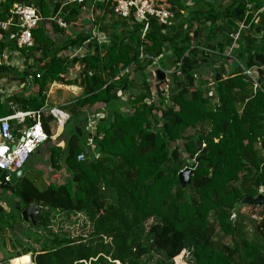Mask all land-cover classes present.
<instances>
[{"label":"trees","instance_id":"obj_1","mask_svg":"<svg viewBox=\"0 0 264 264\" xmlns=\"http://www.w3.org/2000/svg\"><path fill=\"white\" fill-rule=\"evenodd\" d=\"M153 1L174 18L167 25L148 17L144 34L140 21L96 3L92 23L102 33L105 19L114 27L107 42L79 25V4L65 8L62 28L47 22L56 13L52 0L0 2L1 19L14 2L33 4L41 16L32 46L18 48L0 31V55L9 47L23 65L19 71L0 62V75L15 74L18 83L0 86V117L15 109L39 111L53 82L82 89L61 106L69 117L57 142L51 139L55 117H39L48 136L44 159L65 179L39 186L24 174L15 186H5L14 190L20 210L16 202L8 210L0 206V232L19 230L20 249L0 263L30 253L32 264H174L188 249V264H264V205L244 204L247 215L240 208L233 214L242 198L264 196V0H217L220 10L204 11ZM240 22L246 29L226 55ZM78 47L82 55H63ZM204 66L213 87L200 76ZM253 68L258 89L245 73ZM156 69L168 70L164 80L156 79ZM92 110L104 112L93 132L87 130ZM24 120L34 122L31 116ZM186 167L192 171L182 185L178 173ZM30 205L38 206L35 223L21 217ZM59 212L82 214L91 226L88 239L54 231ZM255 212L262 214L258 221ZM24 222L29 227L18 229Z\"/></svg>","mask_w":264,"mask_h":264},{"label":"built area","instance_id":"obj_2","mask_svg":"<svg viewBox=\"0 0 264 264\" xmlns=\"http://www.w3.org/2000/svg\"><path fill=\"white\" fill-rule=\"evenodd\" d=\"M53 5L56 7V13L47 18L50 22L56 23L58 26L65 28L67 26L64 20L65 8L71 4H79L85 6L89 10L90 16L93 14V6L96 3H105L109 5L112 12L124 20L135 18L143 23L142 33L148 28V17H154L163 24H171L173 20L172 12L165 7H158L153 0H52ZM250 4H247V8ZM41 16L37 8L33 4L15 3L9 9V15L6 19L0 18V31H7L8 37L15 45L20 47H29L33 44V29L38 26ZM246 26L243 22L238 25V30L231 33L233 41L230 47L227 48L226 55L229 54L231 49L235 47L240 30L245 29ZM84 52L83 47L75 48L74 50L68 49L63 52V55L72 58L76 55H82ZM156 62V60H154ZM125 69L124 72H127ZM166 75L168 70H163ZM245 73L253 78L254 89L259 86L256 79L252 76L253 71L246 70ZM40 114L44 116L51 115L55 117L57 124L62 125L68 118V115L59 107H42L39 111L34 112H20L0 118V170L8 172H15L22 169L27 162L30 155L47 140V134L40 123ZM26 116L33 117L34 122L25 125L17 130L20 137L17 138L13 132L10 120L15 119L17 123L24 121ZM78 160H84V153L77 155ZM8 182V177H6Z\"/></svg>","mask_w":264,"mask_h":264},{"label":"crops","instance_id":"obj_3","mask_svg":"<svg viewBox=\"0 0 264 264\" xmlns=\"http://www.w3.org/2000/svg\"><path fill=\"white\" fill-rule=\"evenodd\" d=\"M227 0L223 1V3H226ZM0 2H3V0H0ZM171 4L173 3L175 8L178 7V6H181V7H178L179 9L183 8V6L187 7L188 10L189 9H193V10H200V11H204V10H208V9H211L212 7L213 8H217V0H170ZM1 4V3H0ZM217 9H220V8H217ZM186 10L187 9H183V13L185 14L186 13ZM80 14H81V19L79 21V25L82 24V26H86V28L92 33L93 37L98 41V42H107L108 41V36L113 33V29L114 27L112 28L111 27V22H109L108 19H105L104 22L107 24L106 26V33H102L100 32V30L97 28V25L96 24H93L92 23V18L93 17H89V10L88 8H86L85 6H81L80 8ZM93 15V14H92ZM51 17V16H50ZM49 18V17H48ZM84 19H87V24L86 22L84 21ZM48 20V19H47ZM65 20V19H64ZM107 21L109 23H107ZM115 21V20H114ZM48 23H50V21L48 20L47 21ZM46 26H49L48 24ZM110 30V33L109 31ZM0 37H1V33H0ZM71 50H74V48H71ZM9 57V59L7 60L6 58ZM0 62H7L8 64L12 65L13 68H16L18 69L19 71L22 70L23 68V65H22V61H21V58L20 56L18 55V53L15 51V50H12L11 48L9 47H5L0 55ZM19 64V65H18ZM3 75V74H1ZM0 75V76H1ZM73 77H70L71 79H74L76 78V73H74V75L72 74ZM15 76V74H13V77L12 78H9L11 79V84L12 86H16L18 85L17 83V80L16 79H13ZM152 77V76H150ZM4 79V77L1 76L0 78V81ZM4 81V80H3ZM2 82V81H1ZM5 83H0V86L4 85ZM22 85H20L19 87H21ZM52 87H50L49 89V94L46 93V103H45V106L43 107H53V106H56V107H59L60 109H62L61 106H64L65 104L69 103V102H72L73 100H75L79 95H81L82 93V89L80 86H78L77 84H73V85H65V84H61L59 82H53L51 84ZM55 87V88H54ZM55 91V92H54ZM55 94V96H52V95ZM126 95V94H125ZM51 96V97H50ZM123 106V105H122ZM120 106L121 109H123V107ZM16 110V109H15ZM13 110L12 114H15L17 111ZM69 117V112L62 109ZM20 111V110H18ZM95 110H92V114L88 115L87 116V130L91 131V130H94L95 128V125L98 121H100L101 118L104 117V112H100V113H95L94 112ZM20 112H23V111H20ZM28 112V111H26ZM29 112H34V111H29ZM11 114V115H12ZM8 116V115H7ZM5 117V116H4ZM0 118H3V117H0ZM25 120L21 123H17L15 121V119H11L10 120V125H11V128L13 130V132L15 134H17V130L21 129L22 127L25 126ZM62 127H63V124L62 125H59V124H56V129H55V133H54V136L51 138L52 141L54 142H57V137L60 135V133L62 132ZM47 142V141H46ZM44 143L42 144L41 146H39L34 152L36 155H40L42 156V160H43V164L41 163H34V165L37 167V169L39 170L38 171V174H36L35 176H33L35 178V180L37 182H40L41 184L46 182L47 180H45L47 178V175L45 173V170L42 169L43 167L44 168H49L51 169V167L48 165L47 161H45L44 158L47 157V147H48V144L47 143ZM33 154V153H32ZM31 154V155H32ZM31 157V156H30ZM28 162V160H27ZM26 162V163H27ZM26 163L24 164V166L22 167V175L23 176L25 174V171H24V167L26 165ZM42 166V168L40 167ZM48 170V169H47ZM52 170V169H51ZM18 181V180H17ZM17 181L15 183H17ZM10 185L12 186L9 182H5L4 183V186L3 184L0 182V192L2 194V196L4 197V199H2V196L0 197V205L1 203L4 204L6 207H10L14 202L17 201V197L15 196V193H14V190L13 189H10L9 187H5L6 185ZM13 186H15L13 184ZM4 189V190H2ZM13 196V198H12ZM17 203V202H16ZM15 203V204H16ZM19 203V202H18ZM4 208V207H3ZM5 209V208H4ZM22 256H27V258H25L24 260L21 259ZM18 258H13L11 260L8 261L7 264H29V258L31 257L30 253L28 254H24ZM32 258H30L31 260ZM2 264V263H0ZM30 264H32V262L30 261Z\"/></svg>","mask_w":264,"mask_h":264},{"label":"rangeland","instance_id":"obj_4","mask_svg":"<svg viewBox=\"0 0 264 264\" xmlns=\"http://www.w3.org/2000/svg\"><path fill=\"white\" fill-rule=\"evenodd\" d=\"M228 2H229V0L226 1V3H228ZM6 3H8V1ZM15 3L16 2H14L13 4H15ZM13 4H12V6H13ZM217 8H219V3H217ZM238 25H239V23H238ZM243 30H240V31H243ZM108 31L110 33V30H108ZM226 51H227V49H226ZM168 55L169 54H167L166 56H168ZM148 70L151 72V70L149 69V67H147L146 71H148ZM251 71H253L252 76H254V78H257V71H256V69L253 68V69H251ZM74 73H75L74 71H71L70 70V75H72V74L74 75ZM140 74H141L140 72H137L135 75H136V77H139ZM1 76L4 77V79H2L1 80L2 82L0 81V83L8 84L11 81V79H9V78H12L13 77V74L12 73H6V74H3ZM1 76H0V78H1ZM200 76L204 80H208V83H209L210 87H213L212 86V82H211V71L206 66H204L202 68V71L200 73ZM165 78L166 77L164 75L163 80ZM153 80L154 79H151L150 78V81L149 82L151 83L152 87L154 88V82L155 81H153ZM50 87H52V86L49 85L48 88H47V91H46V93H48V94H49V90H50L49 88ZM50 95H52V94H50ZM52 96H55V94L52 95ZM125 96H129V95H127V93H126ZM91 132H93V130H91ZM188 132H192V130L190 129V131L188 130ZM35 152H33V154L31 155V157L29 158L30 160L26 163L25 167L23 168L24 171H25V174L30 175V177H32V178H33V176H35L36 174H38V171H39L37 169V167L34 165V163L35 164L36 163L43 164L42 156L36 155ZM40 167L42 168V166H40ZM42 169L45 170V173L47 175V178L45 179V180H47L46 182L52 181L54 179L56 180V182H60L61 180H64L65 177H66L64 175V173H65L64 171L52 173L51 169H49V168H44L43 167ZM0 173H1V171H0ZM38 185L41 186V183H39ZM263 189L264 188L261 187V190H263ZM2 190H4V189H2ZM1 196H2V194L0 192V197ZM12 198H13V196H12ZM2 199H4L3 196H2ZM0 206L4 207L6 210H8V207H6L4 204L1 203ZM248 209H249L248 206H245V207H241L240 208V211L245 216L248 213ZM256 210H258V209H255V208L253 209V211H256ZM261 212H259V213L255 212L253 214L252 218H253L254 221H258V219H259L258 216L259 215L262 216ZM52 224H53L52 225V228H53L54 231H60V232H63V233H67V234H69L70 237H75V238L82 237V238L88 239L89 234L91 232V226L85 220V218H84V216L82 214H69V213H65V212H59V213H57L55 215V218L53 219ZM19 226L17 227L18 229H21L23 227H29L26 222L21 223V225H19ZM18 231L19 230H16L15 233H10L7 230L0 232V261L3 260L5 254H8L9 252H12V253L13 252H19L18 250L20 249V247L17 245L16 239H15V235H14V234H18ZM21 236L18 235V238L19 237L20 238H23ZM20 240L24 243V245L26 243H28L29 245H31V240H27L25 238L20 239ZM223 241L228 242L229 239L226 237V238L223 239ZM221 242H222V239H221ZM32 246L34 248H37L36 245H32ZM190 253H191L190 250L183 249L177 256L174 257V259H173L174 264H188L189 259H190ZM30 258H32V257H30ZM30 261L32 262V259Z\"/></svg>","mask_w":264,"mask_h":264},{"label":"water","instance_id":"obj_5","mask_svg":"<svg viewBox=\"0 0 264 264\" xmlns=\"http://www.w3.org/2000/svg\"><path fill=\"white\" fill-rule=\"evenodd\" d=\"M139 21V20H138ZM155 77L158 81L162 80L164 78V72L160 69L155 70ZM16 137L19 138L20 134L17 133ZM192 171L191 168L186 167L183 169V171H180L178 173L179 181L182 185H185L189 181V174ZM23 170L19 169L15 172H8L6 170H2L0 173V182L3 184L6 182V177H8V182L13 185L15 182L21 177ZM248 204V205H254L256 207H261L264 205V196L262 194H258L255 197H249L246 196L242 198L239 202H237L234 206L233 214L234 217H237L238 211L241 205ZM16 209L20 210V205L17 202L15 204ZM21 217L24 221L31 220L33 223L36 222V215L38 214V206L37 205H30L28 207H25L24 209H21Z\"/></svg>","mask_w":264,"mask_h":264},{"label":"clouds","instance_id":"obj_6","mask_svg":"<svg viewBox=\"0 0 264 264\" xmlns=\"http://www.w3.org/2000/svg\"><path fill=\"white\" fill-rule=\"evenodd\" d=\"M2 171V170H1Z\"/></svg>","mask_w":264,"mask_h":264}]
</instances>
